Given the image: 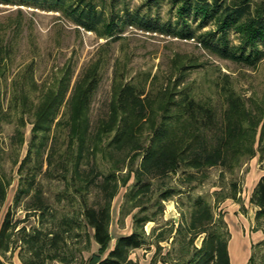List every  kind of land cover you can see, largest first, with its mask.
I'll list each match as a JSON object with an SVG mask.
<instances>
[{"label": "trees", "instance_id": "obj_1", "mask_svg": "<svg viewBox=\"0 0 264 264\" xmlns=\"http://www.w3.org/2000/svg\"><path fill=\"white\" fill-rule=\"evenodd\" d=\"M115 2L119 0H0L5 5L60 11L76 26L112 40L130 25L184 40L197 39L210 54L250 67L264 58V0H143L134 9L120 10ZM164 5L167 11L162 15ZM9 41L0 33V65L10 54ZM85 76L87 84L83 87L80 80L75 83L64 111L68 137L76 138L78 147L70 141L60 151L58 140L50 138L52 123L67 94L68 78L63 82L64 88L51 92L33 114L28 113L34 127L27 153L17 169L16 202L29 197L25 218L37 213L38 225L27 228L21 225L27 219L15 218L8 211L0 227V256L6 258L7 253L17 252L20 264H140L130 257L131 252L148 245L159 230L156 252L149 264H231V235L224 216L215 212L208 196L195 194V190L208 177V169L231 170L241 158L254 153L251 143L241 142L242 109L238 101L231 100L225 119H220L215 110L192 94L183 89L171 91L176 83L167 84L161 107L163 115L159 121L151 119L150 131L142 138L135 133L136 127L143 126L141 122L152 107L148 97L142 98L143 91L130 84L121 86L111 104L110 118L93 129L87 111L98 82L96 68L87 70ZM24 98L21 97L26 104L28 99ZM5 112L0 93V116ZM256 125L248 128L250 134L253 135ZM113 131L109 145L126 154L124 159L114 162L112 171L104 173L94 155ZM14 137L16 142H21L22 133L17 129ZM263 141L264 130H261V158H264ZM13 164H17L16 159ZM123 164L134 174V184L125 195L122 208L127 210L130 204V211L136 209L135 227L131 233L117 237L109 249L111 202L118 189L116 171ZM176 175L183 190L168 183ZM41 176L63 181L67 191L68 185H72L74 194L67 192L65 196L72 204L78 203V208L72 207L70 214L59 217L40 187ZM10 184L11 177L0 163V204ZM95 187L99 189V199L89 204L87 195ZM232 190L228 194L215 191V202L236 198V182L232 183ZM156 193L159 196L154 199ZM183 194L186 202L183 198L178 201L187 205L188 216L183 213L178 226H171L168 231L154 228L147 234L144 225L155 222L163 213V202ZM250 203L256 209L255 221L260 225L264 220V172L252 190ZM200 237L201 245L197 247L195 242ZM169 238L171 248L162 255L160 242ZM92 242L98 249L84 259L82 253L91 248ZM251 250L248 264H264V240L252 244ZM0 264L6 263L0 259Z\"/></svg>", "mask_w": 264, "mask_h": 264}, {"label": "rangeland", "instance_id": "obj_2", "mask_svg": "<svg viewBox=\"0 0 264 264\" xmlns=\"http://www.w3.org/2000/svg\"><path fill=\"white\" fill-rule=\"evenodd\" d=\"M142 1L119 0L115 2L116 9H134ZM166 11L167 6L164 5L161 14L164 15ZM0 33L10 40L11 45L10 54L0 65L1 105L6 111L5 115L0 116V163L11 177L6 198L0 204V227L8 211L15 218L27 219L21 224L27 228L38 225L37 213L36 216L25 218L29 197H22L16 202L19 190L17 169L27 153L34 127L28 120L29 111L33 114L51 92L64 88L63 82L68 78L67 94L52 123L50 138L58 140L56 145L60 151H64L70 141L73 146L78 147V140H70L68 137L64 111L67 110V100L73 94L75 83L80 80L84 87L87 84L86 71L96 68L98 82L91 94L92 102L87 111V118L93 129L101 121L110 118L111 104L116 98L117 90L124 84L137 86L139 91H143L142 98L148 97L150 100L152 107L141 122L143 126L136 127L135 133L142 138L150 131L151 119L159 121L163 115L161 107L165 101L164 89L167 84L176 83L175 89L171 87V91L185 90L215 110L220 119H225L231 100L235 98L238 101L239 108L242 109L241 142L246 145L251 143L254 153L241 158L231 170L222 167L208 169V177L195 190V194L208 196L215 212H221L224 216L231 238L237 236L235 243L238 246V257L234 262L229 252L231 264H248L252 244L264 240V220L257 225L256 209L250 203L252 190L258 177L264 172V158L260 157L262 150L259 149L261 130H264V58L250 67L210 54L197 39L184 40L146 32L130 25L122 33H116L113 36H117L116 39L112 40L76 26L60 11L19 5L0 4ZM22 96H25V100L28 99L26 104L22 102ZM178 96L175 94V97ZM34 119L31 116V120ZM58 122L62 124L59 125ZM254 123L257 125L252 135L248 128ZM17 129L22 133L21 142L14 139ZM113 133L114 131L107 134L94 155L98 167L104 173L112 171L114 162L124 159L126 154L109 145ZM15 159L17 164H13ZM45 168L46 166L44 170ZM129 171L130 167L124 164L116 171L118 189L111 202L112 240L109 249L114 246L117 237L131 233L135 227L133 215L136 209L130 211L128 204L127 210L130 212L127 214V210L122 208L125 195L134 184V174ZM178 181L179 175H176L168 183L176 184L182 189ZM234 182L238 189L236 198L228 197L216 203L213 193H232ZM64 184L58 179L40 178L44 196L49 205L58 211L59 217L61 214H70L72 207L78 208V203L73 202V205L65 196L67 192L74 194V187L68 185L67 191ZM87 196L89 204H93L99 199V189L93 188ZM158 196L156 193L153 198ZM180 198L186 202L185 194L163 202V213L155 222L144 225L147 234L154 228L168 231L171 226H178L183 213L188 216V207L178 201ZM158 231L150 238L148 245L133 250L130 257L140 264H149L156 252ZM171 240L169 238L160 242L162 255L171 248ZM201 240V237L196 240L197 247H200ZM97 249V244L92 242L91 248L82 253L84 259ZM0 259L6 264H20L17 252L7 253L6 258L0 256Z\"/></svg>", "mask_w": 264, "mask_h": 264}, {"label": "bare ground", "instance_id": "obj_3", "mask_svg": "<svg viewBox=\"0 0 264 264\" xmlns=\"http://www.w3.org/2000/svg\"><path fill=\"white\" fill-rule=\"evenodd\" d=\"M259 178V177H258ZM257 183V182H256ZM237 236H233L229 242V252L235 262L236 257H238V246L235 243V239Z\"/></svg>", "mask_w": 264, "mask_h": 264}]
</instances>
